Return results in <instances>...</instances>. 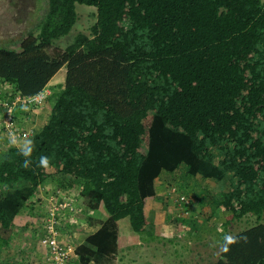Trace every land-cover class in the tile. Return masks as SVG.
<instances>
[{
    "label": "trees",
    "instance_id": "16d2710c",
    "mask_svg": "<svg viewBox=\"0 0 264 264\" xmlns=\"http://www.w3.org/2000/svg\"><path fill=\"white\" fill-rule=\"evenodd\" d=\"M76 4L94 7L95 22L54 49L77 21ZM45 5L36 32L9 41L19 51L0 48V114L15 95L33 97L66 70L45 99L53 102L49 120L29 138L30 166L16 145L0 153V248L55 168L64 177L59 187L76 188L88 211L107 214H75L95 229L74 250L79 264H117V222L127 219L133 233L145 234L144 200L155 195L161 173L182 166L188 176L227 182L220 206L233 221H251L221 240L214 264H264V0Z\"/></svg>",
    "mask_w": 264,
    "mask_h": 264
},
{
    "label": "crops",
    "instance_id": "0c3cea01",
    "mask_svg": "<svg viewBox=\"0 0 264 264\" xmlns=\"http://www.w3.org/2000/svg\"><path fill=\"white\" fill-rule=\"evenodd\" d=\"M61 70L44 88V91L49 93L48 96L54 91L55 88L52 86H55V83L56 85L63 84L62 76H59L60 82H56ZM43 109L21 107V114H24L26 118L30 116L33 124L28 122L23 124L24 120H21V123L18 122L20 130L27 131L33 128H35V132L41 130L49 120L50 115L49 110ZM27 140H23L21 143ZM177 171L161 173L155 181V195L143 202V222L146 228H150L147 230L151 237L149 243L141 244L137 240L132 241L130 237L123 238V240H128L122 243L119 238L120 220L117 222V264L139 262L142 256V248L150 251L148 254L151 255L152 261L156 264H195L194 261L200 260L201 257L199 250L207 248L209 242H213L216 248L221 246L223 239L221 234L232 220L231 216L220 206V196L228 190V187H221L219 190L220 182L209 179H206L208 182H204L198 177L190 179L185 170L181 175H178ZM49 173L50 176L39 186L35 195L13 219L11 239L6 246L0 248V264H47V254L41 247L39 238L42 234L46 211L51 202L50 197L58 189L65 190L59 187L57 181L64 177L59 175L55 168H52ZM172 184L178 187L180 193L182 191L190 196L191 205H177L175 202L173 205L168 202V200L175 201L167 196L169 188L174 186ZM65 191L71 197L76 211L75 213L68 210L61 212L58 227L59 239L72 250L66 264H79L78 256L74 250L83 244L86 238L95 232V229L85 224L75 214L83 212V214L87 213L101 220H105L107 216L99 217L95 212L88 211L79 200L76 188ZM214 195L218 196V199L215 203L210 204ZM202 213L206 214L205 218ZM210 219L213 220L211 223L208 221ZM202 232L204 233L202 234ZM210 235L212 236L210 237ZM203 244H207L206 247ZM194 254L197 255L196 259L193 257ZM143 259L146 260L147 258Z\"/></svg>",
    "mask_w": 264,
    "mask_h": 264
},
{
    "label": "rangeland",
    "instance_id": "374dc122",
    "mask_svg": "<svg viewBox=\"0 0 264 264\" xmlns=\"http://www.w3.org/2000/svg\"><path fill=\"white\" fill-rule=\"evenodd\" d=\"M45 4H46V0H0V48L5 49V50L15 51V52L19 51L17 40L21 38L22 34H25L28 31L36 32L37 24L39 23V21L41 20L44 14V10L46 7ZM76 13H77L78 18H77L75 25L73 26L69 34H67L66 36L54 42V47H53L54 49H64L68 44H70L73 41L74 37L78 33H85V34L89 33V28L95 22V19H96L95 18L96 9L94 7H88L86 5L76 4ZM3 40L8 41V42H2ZM9 41H12L13 44H15V41H17V43L16 45H13L12 42H9ZM65 72H66L65 68H62V70L58 73L56 82H60L59 76H62V81L64 83ZM59 86L60 85H56L55 83V86H52V88H55L53 90H58ZM2 92H3V89H2ZM49 101L50 102L45 103V108L43 107L44 109L43 108L41 109L43 110L47 109L48 111L53 104L51 99ZM34 109H40V108H34ZM150 116H151V112H149L147 117L144 119L143 125L145 127L149 123ZM17 117H18L16 119L17 123L18 122L21 123L24 120V122H22L23 124L25 122L33 124V120H30L31 119L30 116L29 118H26L24 114H21V112L17 115ZM33 130L35 131V128H33ZM0 132H1L0 133V153H1L3 152V149L4 147H6V145L11 146V142H8L9 141L8 138L5 136V134H3L1 130ZM146 146H147V136L144 132L141 138L139 151L143 153L146 150ZM184 170L185 168L181 166L179 170L177 171V174L181 175L182 173H184ZM188 178L192 179V177H189V176ZM198 178H200L204 182H208L206 179H203L201 177H198ZM0 185H3V184H0ZM2 187H4V185ZM171 187H175L179 191L177 186L174 185ZM221 187H224V188L228 187V183L227 182L224 184L219 183V190L221 189ZM58 190L60 191V189ZM64 191L65 190L61 189V192H64ZM181 194L187 198H190V196L185 192L181 191ZM217 199H218V196L214 195L212 198V202H210V204L215 203ZM168 202L174 205L175 201L168 200ZM175 203L178 205L177 202ZM75 211L76 210L74 208L73 213H75ZM95 213L99 217H101L102 215H104V217L107 216L106 211L103 209H99L98 212H95ZM202 215L204 218L206 217L205 213H202ZM208 221L211 223L213 220L210 219ZM250 222H251L250 219H247V220L244 219L242 221L231 220V222L228 225H226L224 232H222L221 234V237L229 238L247 229L250 225ZM148 229L150 228H147V230ZM203 233L204 232H202V234ZM148 234H149V231L146 232L145 234L144 233H141V234L133 233L129 228L127 219H121L119 221V238L122 243L123 241L126 242L128 240V239H125L126 241L123 240V238H127V237L128 238L130 237L132 241L137 240L141 244L149 243L151 241V237ZM211 236L212 235H210V237ZM196 239H198V237H196ZM206 245L207 244H203L204 247H206ZM208 245L209 246H207V248H202L199 250V254L201 255V257H200V260L194 261L195 264H214L216 262L220 254L221 247L216 248L213 242H209ZM141 250H142V256L140 257L141 260L139 262H136L135 264H156L155 262L152 261L151 255L148 254V252H150L149 250L147 251L146 248H142ZM193 257L194 259H196L197 255L194 254ZM143 258H147V259L144 260Z\"/></svg>",
    "mask_w": 264,
    "mask_h": 264
},
{
    "label": "built area",
    "instance_id": "2783aa9c",
    "mask_svg": "<svg viewBox=\"0 0 264 264\" xmlns=\"http://www.w3.org/2000/svg\"><path fill=\"white\" fill-rule=\"evenodd\" d=\"M5 88L7 89H5L4 92L8 93L10 91V88ZM48 95L49 93L44 90L39 94L29 98L15 95V97L11 101V104L5 105L4 113L0 114V130L4 132L5 136L10 142L13 139L19 140L20 142L23 140H27L31 138L35 133L33 129L27 131L20 130L17 121L13 118V110L18 105L41 109L44 107L45 99L48 97ZM167 196L174 199L175 202H177L179 205L189 206L192 203V200L190 198L182 195L175 187L169 188ZM50 201L51 202L47 208L46 216L43 222L42 234L39 238V242L41 247L47 254V264H66V261L72 250L68 246H65L59 239V220L61 212L63 210L74 212L75 207L71 200V197L66 191L61 192V190H57L50 197Z\"/></svg>",
    "mask_w": 264,
    "mask_h": 264
},
{
    "label": "clouds",
    "instance_id": "9594fccd",
    "mask_svg": "<svg viewBox=\"0 0 264 264\" xmlns=\"http://www.w3.org/2000/svg\"><path fill=\"white\" fill-rule=\"evenodd\" d=\"M11 143L15 144L21 155H23L26 159L23 162V167L27 168L30 166V157L33 151V141L27 140L24 143H21L19 140L13 139ZM49 164V159L46 156L40 157V165L42 167H47Z\"/></svg>",
    "mask_w": 264,
    "mask_h": 264
}]
</instances>
